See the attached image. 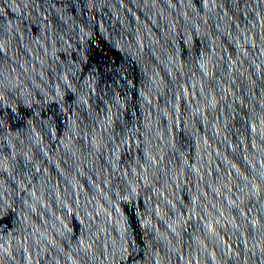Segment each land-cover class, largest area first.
I'll use <instances>...</instances> for the list:
<instances>
[{
  "label": "water",
  "instance_id": "water-1",
  "mask_svg": "<svg viewBox=\"0 0 264 264\" xmlns=\"http://www.w3.org/2000/svg\"><path fill=\"white\" fill-rule=\"evenodd\" d=\"M0 264H264V0H0Z\"/></svg>",
  "mask_w": 264,
  "mask_h": 264
}]
</instances>
